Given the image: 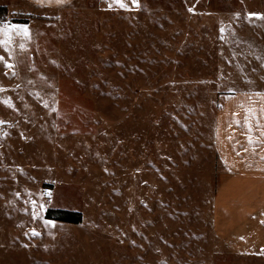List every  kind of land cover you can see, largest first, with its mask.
Returning <instances> with one entry per match:
<instances>
[{
  "label": "rangeland",
  "instance_id": "obj_1",
  "mask_svg": "<svg viewBox=\"0 0 264 264\" xmlns=\"http://www.w3.org/2000/svg\"><path fill=\"white\" fill-rule=\"evenodd\" d=\"M122 2L0 0V264H264L212 218L216 116L264 93V0Z\"/></svg>",
  "mask_w": 264,
  "mask_h": 264
},
{
  "label": "crops",
  "instance_id": "obj_2",
  "mask_svg": "<svg viewBox=\"0 0 264 264\" xmlns=\"http://www.w3.org/2000/svg\"><path fill=\"white\" fill-rule=\"evenodd\" d=\"M56 8L75 0H23ZM214 148L230 172L214 196L213 226L238 255L264 256V93L231 96L214 123Z\"/></svg>",
  "mask_w": 264,
  "mask_h": 264
},
{
  "label": "trees",
  "instance_id": "obj_3",
  "mask_svg": "<svg viewBox=\"0 0 264 264\" xmlns=\"http://www.w3.org/2000/svg\"><path fill=\"white\" fill-rule=\"evenodd\" d=\"M54 215H58V216L53 217ZM46 219L55 220L66 224L76 225L80 223L81 215L75 213H69V212H62V211H58V212L49 211L47 213Z\"/></svg>",
  "mask_w": 264,
  "mask_h": 264
},
{
  "label": "snow or ice",
  "instance_id": "obj_4",
  "mask_svg": "<svg viewBox=\"0 0 264 264\" xmlns=\"http://www.w3.org/2000/svg\"><path fill=\"white\" fill-rule=\"evenodd\" d=\"M58 2H60V0H58ZM116 2L120 4V7H122V8L125 7V4L122 2V0H116ZM133 3H136V0H133ZM260 18L264 19V17H260ZM3 30L6 31V32H11V31H15L16 29L5 25ZM21 31H23V33L25 35L28 34V30L26 28L25 29H21ZM0 59H2V58H0ZM7 66L8 67H12L11 65H7ZM0 90H2V89H0Z\"/></svg>",
  "mask_w": 264,
  "mask_h": 264
}]
</instances>
